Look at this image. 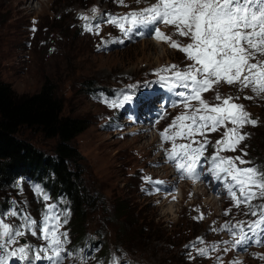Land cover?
Instances as JSON below:
<instances>
[{
    "label": "rangeland",
    "instance_id": "1",
    "mask_svg": "<svg viewBox=\"0 0 264 264\" xmlns=\"http://www.w3.org/2000/svg\"><path fill=\"white\" fill-rule=\"evenodd\" d=\"M134 1L133 5L137 3V0ZM142 1L144 5L156 2ZM127 2L128 0L123 2V6H119V0H0V76L19 94L39 91L42 85L49 81L64 102V112L84 117L89 121L88 128L75 138L74 143L84 157L86 190L98 197L95 201L91 200L85 204L87 222L83 235L87 232L85 240L89 238L93 243L91 246L82 243L77 249L73 244L78 239L70 225L75 214L69 207V202L64 199L55 201L42 184L18 180L10 188L1 189L0 213L8 212L15 206L24 215L41 221L46 205L57 204L61 215L66 214L67 218V224L60 228V231L68 233L64 248L69 254L65 255L62 264H100L102 250L105 253L107 250L109 257L103 264H113L114 259L118 261L119 258L123 259L121 263L118 261V264H127L126 253L130 262L138 264H176L184 258L190 262L188 264H210L216 251H210L208 257L194 260L189 259L185 252L197 254L200 248L210 247L222 240H231L228 232L211 229H218L225 222H247L255 217L244 215L247 209L243 205L240 209L232 206L233 202L223 191L220 180L215 182V186L213 183L209 187L206 186L203 191V188L193 186L192 179L181 178L174 164L168 162L166 157L164 161L158 157L166 155L165 149L172 146L171 142L160 140V132L184 109L178 104L180 98L158 83L159 77L168 73L157 70L172 64L184 68L186 64L191 63L185 54L171 48L168 43L153 40L152 28L156 26H137L130 34L131 38L126 37L127 41L123 46H120L122 43L119 41L121 36L125 37L124 33L118 26L105 22L106 19L97 22L100 24L98 33L95 30L85 33L82 31L84 29L80 28V24L86 22L82 19L83 16L102 17L106 11L117 7H121L125 13L136 6L139 8L134 11L144 7L141 8L140 4L132 7ZM93 8L97 10L95 13L92 12ZM158 27L174 40H180L184 44L190 42L187 38L174 35L175 29L172 26L160 23ZM166 27H170L172 32L166 30ZM136 31L147 32L150 39H137L133 42ZM101 33L120 36L105 38L101 46L97 47L100 38L98 35ZM152 44L156 47L153 48ZM111 46L114 47L110 49ZM179 90L181 89H177ZM220 92L224 96L239 95L241 98L236 102L244 104L254 118H259L258 126L249 125L243 129L249 136L240 147L248 153L244 159L249 160L251 154L264 166V100H245V95H253L250 90L237 92L234 87L228 85H222ZM123 94L131 95L132 100L123 107H109L108 101L118 100ZM204 98L209 103H218L214 100L212 92L204 93ZM155 100L160 104L163 101L166 109L158 114V123L161 125L158 127L157 138L146 131L142 132V135L118 132L129 127L133 117H142ZM133 101L137 104L132 105ZM174 104L176 106H173ZM112 116L118 120L111 123ZM152 118L151 115L150 122H153ZM133 128L137 129H131ZM24 132L48 154L53 153V139H44L34 129H25ZM223 133L224 129L221 128L219 132L208 133V138L215 144ZM197 139L201 138L198 136ZM160 143L162 148L165 147L164 150H158ZM176 143L183 144L187 141L177 139ZM214 151L210 146L205 152L209 162ZM221 155L239 156L241 153L237 150L222 152ZM201 163L204 166L205 161ZM210 176L213 174L210 173ZM148 177L166 183L149 185L146 180ZM34 185H38L49 195L48 201H44L34 191ZM156 187L160 190L155 191ZM171 187L179 194L177 200L158 197L163 189ZM112 199L117 202L124 200L129 205V222L145 225L151 223L155 227L154 231L151 234H140L137 229L128 228L129 224L125 223L124 227L118 221L107 223L108 213H113L110 207ZM170 204L173 207L171 210ZM226 206L231 209L227 216L224 215ZM202 211L205 216L199 220L195 219ZM104 212L107 214L103 216ZM83 219L81 216L80 222ZM6 222L18 225L24 221L22 217L16 216L7 217ZM176 232L181 234V239L176 240L179 244L177 246L172 240ZM162 236L164 239H159ZM199 237L204 240L202 244L185 248V243L188 242L189 245V241ZM24 238L25 243L33 246V251L46 246V241L40 233L36 236L28 234ZM226 247L231 248L230 245ZM254 247V244L249 246L241 255L245 257L239 261L243 264H264V261L253 256L257 251H250ZM261 250L264 252V246ZM217 253L226 254L222 264H229V259L239 256L236 249L227 253L221 249ZM43 255H51V251ZM12 264L19 262L13 261ZM35 264L49 262L45 259L36 261Z\"/></svg>",
    "mask_w": 264,
    "mask_h": 264
},
{
    "label": "snow or ice",
    "instance_id": "2",
    "mask_svg": "<svg viewBox=\"0 0 264 264\" xmlns=\"http://www.w3.org/2000/svg\"><path fill=\"white\" fill-rule=\"evenodd\" d=\"M120 2L123 6V0ZM96 11L92 9L93 13ZM82 19L87 21L82 26L85 31L99 32L100 24L93 23V17L83 16ZM105 22L118 26L129 39L137 26H156L152 28L154 38L168 43L191 61L182 69L172 64L157 70L168 73L161 75L158 83L179 97L178 104L184 109L160 132L161 140L172 145L170 149H165L167 160L174 164L181 178L199 180L203 169L201 162L209 161L205 152L208 147H213L215 151L210 158L208 172L215 179L225 182L224 187L234 208L240 209L243 205L247 209L243 214L255 217L247 222H225L218 229H211L226 231L232 239L200 248L197 255L208 257L210 251L222 249L227 253L231 249L247 250L253 244L264 246V203H253L264 200V168L244 159L248 153L240 147L249 136L243 129L249 125L256 127L260 121L246 110L244 104L236 102L241 98L239 95L224 96L220 92L222 85H228L237 92L250 90L253 95H245V100H264V0H156L144 9L130 11L120 17L109 15ZM160 23L172 26L174 35L187 38L190 42L184 44L161 32L158 27ZM209 92L214 93V100L218 103H209L204 98V93ZM131 100V95L123 94L118 100L108 101V105L112 108L123 107ZM221 128L224 129L223 136L212 144L208 133L219 132ZM198 136L201 139H197ZM177 139L187 143L177 144ZM237 150L241 155H221L222 152ZM146 180L149 185L166 183L150 177ZM33 188L44 201L49 200V195L38 185ZM154 190L159 191L160 188ZM230 212L231 209H228L224 215ZM16 216L22 217L24 222L18 225L6 222L7 217ZM202 218L203 213L195 217L197 220ZM65 224L66 214L61 215L57 204L46 205L41 221L24 215L15 206L8 212L0 213V264H12L13 261L35 264L45 259L49 264H62L65 255L69 254L64 248L68 233L60 231ZM38 233L46 241L44 248L33 251L32 245L20 243V238ZM195 243H203V238L199 237L196 242L186 245V249L194 247ZM49 250L51 255H43ZM253 256L264 259L261 254L253 253ZM189 257L195 259L191 253ZM215 260L216 264H222L220 256ZM113 264H118V261L114 259ZM232 264L242 262L233 261Z\"/></svg>",
    "mask_w": 264,
    "mask_h": 264
},
{
    "label": "trees",
    "instance_id": "3",
    "mask_svg": "<svg viewBox=\"0 0 264 264\" xmlns=\"http://www.w3.org/2000/svg\"><path fill=\"white\" fill-rule=\"evenodd\" d=\"M88 122L84 117L64 112V102L49 81L39 91L19 94L0 76V190L10 188L23 175L35 178L36 174L52 171L56 178L51 190L55 193L64 192L73 202L75 217L71 227L78 240L83 238L86 231L85 204L98 198L90 190H86L84 157L74 143L75 138L88 128ZM25 129H34L44 139H53V153L48 154L41 146L36 145L25 135ZM111 202L113 213H108L107 223L118 221L123 226L126 223L130 225L128 228H135L140 234H151L154 231L155 227L151 223L146 224L148 228L145 230V224L129 222L127 217L130 207L124 200L117 202L112 199ZM105 214L107 213L104 212L103 216ZM81 216L84 219L80 222ZM178 233L172 239L175 246L179 245L176 240L181 239V234ZM120 239L122 240L121 237ZM159 239L163 240L164 237ZM188 263L190 262L185 258L176 262Z\"/></svg>",
    "mask_w": 264,
    "mask_h": 264
},
{
    "label": "bare ground",
    "instance_id": "4",
    "mask_svg": "<svg viewBox=\"0 0 264 264\" xmlns=\"http://www.w3.org/2000/svg\"><path fill=\"white\" fill-rule=\"evenodd\" d=\"M124 1H126V0H123V2H124ZM119 2H120V0H119ZM132 2H135V1H134V0H128L127 3H128L129 5H131L132 7L136 6L137 4H140L139 6H140L141 8H142L143 6H145L142 0H140L139 3H136V4H134V5L132 4ZM119 6H122L121 3L119 4ZM157 45H158V44H157ZM160 46H161V45H160ZM152 47L155 48L156 46H155L154 44H152ZM161 47H162V46H161ZM162 48H163V47H162ZM213 190H214V189H213ZM171 204H172V203H171ZM171 204H170L169 209H170V208H173V207L171 206ZM170 210H171V209H170Z\"/></svg>",
    "mask_w": 264,
    "mask_h": 264
}]
</instances>
